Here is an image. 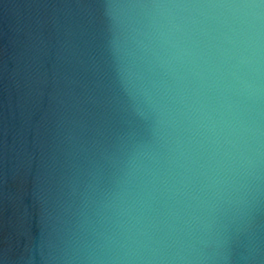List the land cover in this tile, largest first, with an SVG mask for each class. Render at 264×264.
I'll list each match as a JSON object with an SVG mask.
<instances>
[{"label": "water", "instance_id": "water-1", "mask_svg": "<svg viewBox=\"0 0 264 264\" xmlns=\"http://www.w3.org/2000/svg\"><path fill=\"white\" fill-rule=\"evenodd\" d=\"M0 264H264V0H0Z\"/></svg>", "mask_w": 264, "mask_h": 264}]
</instances>
